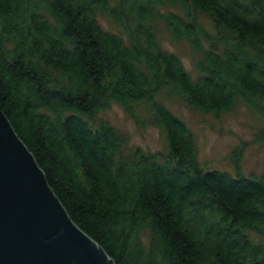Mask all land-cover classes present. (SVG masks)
<instances>
[{"label": "trees", "instance_id": "obj_1", "mask_svg": "<svg viewBox=\"0 0 264 264\" xmlns=\"http://www.w3.org/2000/svg\"><path fill=\"white\" fill-rule=\"evenodd\" d=\"M155 21L209 45L200 77L162 48ZM162 91L202 113L242 99L264 118V0H0V108L74 223L116 264H264L252 237L264 238V173L244 175L238 150L236 176L203 169ZM114 103L140 126L144 107L168 151L124 154L125 134L93 124Z\"/></svg>", "mask_w": 264, "mask_h": 264}, {"label": "rangeland", "instance_id": "obj_2", "mask_svg": "<svg viewBox=\"0 0 264 264\" xmlns=\"http://www.w3.org/2000/svg\"><path fill=\"white\" fill-rule=\"evenodd\" d=\"M161 10L163 13H183L179 6L174 5H164ZM199 18L209 30L213 29L207 16L199 15ZM98 21L105 30L125 38L122 29L100 13ZM154 25L162 48L178 56L194 80L200 77L198 64L204 59L209 45L204 43L201 50H196L189 40L175 38L165 23L155 21ZM157 99L174 116L182 120L194 135L197 159L203 169L227 171L236 176L232 155L238 150L241 152L240 170L244 175L261 176L264 173V142L256 137L264 129V118L242 99L238 100L231 111L220 113L198 112L185 99L171 96L167 91L159 93ZM260 103L264 106V101ZM138 116L140 121L147 119L149 124L138 125L120 105L114 103L102 111L93 124L98 126L106 122L125 134L128 138L124 154L136 149L152 155L166 153L168 145L163 128L153 122L144 107L138 110ZM252 237L256 242L264 243L262 236L252 233Z\"/></svg>", "mask_w": 264, "mask_h": 264}, {"label": "water", "instance_id": "obj_3", "mask_svg": "<svg viewBox=\"0 0 264 264\" xmlns=\"http://www.w3.org/2000/svg\"><path fill=\"white\" fill-rule=\"evenodd\" d=\"M0 264H116L71 219L1 108Z\"/></svg>", "mask_w": 264, "mask_h": 264}, {"label": "bare ground", "instance_id": "obj_4", "mask_svg": "<svg viewBox=\"0 0 264 264\" xmlns=\"http://www.w3.org/2000/svg\"><path fill=\"white\" fill-rule=\"evenodd\" d=\"M147 124L145 123V125L144 126H146ZM119 131V130H118ZM122 133V132H121Z\"/></svg>", "mask_w": 264, "mask_h": 264}]
</instances>
